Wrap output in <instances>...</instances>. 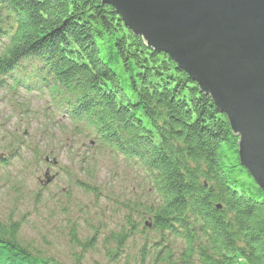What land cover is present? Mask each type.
Listing matches in <instances>:
<instances>
[{
    "label": "trees",
    "instance_id": "1",
    "mask_svg": "<svg viewBox=\"0 0 264 264\" xmlns=\"http://www.w3.org/2000/svg\"><path fill=\"white\" fill-rule=\"evenodd\" d=\"M0 16V74L38 61L68 119L143 175L145 195L109 232L113 257L143 225L142 264H264V191L241 166L226 115L168 54L101 0H0ZM18 235L0 223V264H60Z\"/></svg>",
    "mask_w": 264,
    "mask_h": 264
},
{
    "label": "rangeland",
    "instance_id": "2",
    "mask_svg": "<svg viewBox=\"0 0 264 264\" xmlns=\"http://www.w3.org/2000/svg\"><path fill=\"white\" fill-rule=\"evenodd\" d=\"M7 42L0 32V52ZM38 66L23 61L0 74V223L18 224L23 246L60 264H142L143 225L120 255L108 238L127 203L145 195L142 173L68 119Z\"/></svg>",
    "mask_w": 264,
    "mask_h": 264
},
{
    "label": "water",
    "instance_id": "3",
    "mask_svg": "<svg viewBox=\"0 0 264 264\" xmlns=\"http://www.w3.org/2000/svg\"><path fill=\"white\" fill-rule=\"evenodd\" d=\"M101 1L226 115L240 164L264 191V0Z\"/></svg>",
    "mask_w": 264,
    "mask_h": 264
},
{
    "label": "bare ground",
    "instance_id": "4",
    "mask_svg": "<svg viewBox=\"0 0 264 264\" xmlns=\"http://www.w3.org/2000/svg\"><path fill=\"white\" fill-rule=\"evenodd\" d=\"M218 208H220L221 206H217ZM149 220H151L150 218H145L144 222L147 223L145 226H147L148 228L152 227V224L149 222Z\"/></svg>",
    "mask_w": 264,
    "mask_h": 264
}]
</instances>
